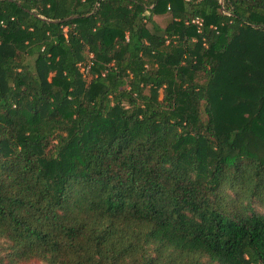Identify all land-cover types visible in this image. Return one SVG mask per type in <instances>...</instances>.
<instances>
[{"label":"trees","instance_id":"trees-1","mask_svg":"<svg viewBox=\"0 0 264 264\" xmlns=\"http://www.w3.org/2000/svg\"><path fill=\"white\" fill-rule=\"evenodd\" d=\"M252 138L264 0H0V264H264Z\"/></svg>","mask_w":264,"mask_h":264},{"label":"rangeland","instance_id":"rangeland-1","mask_svg":"<svg viewBox=\"0 0 264 264\" xmlns=\"http://www.w3.org/2000/svg\"><path fill=\"white\" fill-rule=\"evenodd\" d=\"M155 19L157 20V22H159L161 25L164 24V17L162 16H156ZM246 144L248 145V148L250 150V152L254 153V154H258L261 155L262 157H264V148L261 146V141L258 139H247L246 140ZM254 208L256 210H258L261 213H264V207L261 205H258L257 203H254ZM21 264H39L38 262H28V263H21Z\"/></svg>","mask_w":264,"mask_h":264},{"label":"built area","instance_id":"built-area-1","mask_svg":"<svg viewBox=\"0 0 264 264\" xmlns=\"http://www.w3.org/2000/svg\"><path fill=\"white\" fill-rule=\"evenodd\" d=\"M195 21H197V22H198V20H195Z\"/></svg>","mask_w":264,"mask_h":264}]
</instances>
